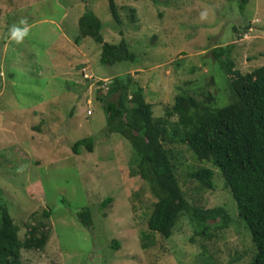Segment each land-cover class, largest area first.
Here are the masks:
<instances>
[{"label": "rangeland", "instance_id": "obj_1", "mask_svg": "<svg viewBox=\"0 0 264 264\" xmlns=\"http://www.w3.org/2000/svg\"><path fill=\"white\" fill-rule=\"evenodd\" d=\"M115 1L121 24L109 0H0V203L13 218L24 213L21 239L33 224L49 228L44 248L22 249L23 264H250L256 245L220 169L180 144L177 176L189 202L223 205L231 221L204 234L183 214L170 237L158 233L153 246L143 247L156 198L131 172L129 140L107 131L99 96L114 77L130 73L159 116L182 88L194 93L213 77L214 106L226 105L231 90L212 49L234 43L232 57L244 71L264 64V0H250L244 11L237 0ZM204 9L209 14L201 20ZM86 12L101 19L106 41L118 44L124 36L137 60L104 64L101 44L90 36L76 42ZM21 20L29 32L16 44L7 31ZM235 23L243 26L237 39ZM84 137L94 138L93 151L73 152ZM202 166L213 171L214 188L189 175ZM108 196L112 201L101 209ZM84 207L92 212L91 227L77 218Z\"/></svg>", "mask_w": 264, "mask_h": 264}, {"label": "trees", "instance_id": "obj_2", "mask_svg": "<svg viewBox=\"0 0 264 264\" xmlns=\"http://www.w3.org/2000/svg\"><path fill=\"white\" fill-rule=\"evenodd\" d=\"M249 1L237 0V12L244 11ZM109 7L115 21L121 24L116 1L109 0ZM130 10L134 19L136 9ZM102 26L95 13H84L79 18L76 42L90 36L101 44L100 59L104 64L135 62L137 56L127 39L123 36L118 44L106 41ZM240 27L243 28L233 25V39L240 36ZM119 32L124 34L122 29ZM234 47V43H227L212 49L213 59L220 63L231 90L229 103L222 107L214 106L217 96L211 88L215 85L213 77L204 86L198 85L194 93L182 88L173 103L165 105L164 115L159 116L154 115L144 87L130 73L114 77L106 93L99 96L104 103L107 131L129 140L134 151L131 172L149 184L156 198L147 220L149 231L141 234L144 248L155 244L158 233L170 237L183 214L196 231L204 234L212 226L223 228L231 221L223 205L205 209L189 202L177 176L184 159L177 147L180 144L198 161L211 162L220 169L256 245L250 264H264V64L250 71L240 69L232 57ZM81 146L93 151L94 138L75 141L73 152L80 153ZM189 175L199 180L201 187L214 188L211 169L196 167ZM111 201V196L106 197L101 209ZM51 214L49 210L45 216ZM23 215L13 218L7 205L0 203V264H23V248L42 249L47 242L49 228L39 224L30 226L26 238L21 239L18 218ZM77 218L86 227L93 225L92 212L87 207L77 212ZM113 246L117 248L119 241L115 240Z\"/></svg>", "mask_w": 264, "mask_h": 264}, {"label": "clouds", "instance_id": "obj_3", "mask_svg": "<svg viewBox=\"0 0 264 264\" xmlns=\"http://www.w3.org/2000/svg\"><path fill=\"white\" fill-rule=\"evenodd\" d=\"M208 10L204 9L199 12V18L205 20L208 17ZM29 28L25 24L24 20H21L19 24H12L9 26L7 31V39L16 44L21 43L24 38L28 35Z\"/></svg>", "mask_w": 264, "mask_h": 264}]
</instances>
